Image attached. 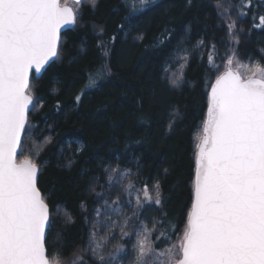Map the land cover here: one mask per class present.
<instances>
[{
	"label": "trees",
	"instance_id": "1",
	"mask_svg": "<svg viewBox=\"0 0 264 264\" xmlns=\"http://www.w3.org/2000/svg\"><path fill=\"white\" fill-rule=\"evenodd\" d=\"M133 2L97 0L95 9L85 4L77 24L61 34L59 58L40 76H30L42 106L30 109L23 154H31L40 168L38 187L52 212L46 248L54 262L73 264L83 254L92 264L82 207L93 204L91 183H102L109 167L130 172L139 189L145 183L155 189L159 183L162 208L145 203L139 221L151 226L152 217L167 213L175 227L171 239L179 238L191 204L207 85L233 50V59L243 67H264V28H254L252 21L257 0L245 18L230 13L236 31L243 29L238 45L230 43L227 18L219 14L217 0H192L190 5L188 0H157L129 14ZM222 2L227 6L229 0ZM201 41L214 44L216 51L202 47ZM185 53L187 66L181 68ZM209 53L220 65L218 72L207 71ZM101 61L109 70L97 76L95 87L84 90ZM165 240L161 236L156 247Z\"/></svg>",
	"mask_w": 264,
	"mask_h": 264
},
{
	"label": "snow or ice",
	"instance_id": "2",
	"mask_svg": "<svg viewBox=\"0 0 264 264\" xmlns=\"http://www.w3.org/2000/svg\"><path fill=\"white\" fill-rule=\"evenodd\" d=\"M191 2L188 0L189 5ZM257 2L253 27L264 28V0ZM139 3L143 7L155 0ZM85 4L95 9L97 0H0V264H58L49 258L46 248L52 212L38 187L40 168L31 154H23V138L29 128L30 106H42L33 95L30 74L33 70L41 74L59 58L61 30L77 24ZM216 8L227 18L230 43L238 45L243 29L236 31L237 21L230 13L235 11L238 19L247 17L253 0H229L227 6L217 0ZM139 10L132 5L129 14ZM200 45L216 51L214 44L201 41ZM101 49L107 57V48L102 45ZM235 55L233 50L225 70L207 85L206 114L195 144L191 204L182 234L177 243L158 249L156 241L161 236L170 240L175 231L167 213L160 219L152 217L151 227L143 222L138 228L133 225L137 239L132 245V264H264V67L257 63L249 74L241 75L232 69ZM188 58L187 53L180 57L184 61L181 68L187 66ZM219 67L209 53L207 71L218 72ZM108 70L101 61L97 75L89 74L86 87H95L97 76L102 78ZM172 83L178 86L179 81ZM80 98L78 95L76 100ZM108 179L113 181L112 176ZM134 187L130 182L129 196ZM153 187L154 194L147 183L142 196L137 193L133 209L137 219L145 203L162 208L159 183ZM122 203L119 194L111 203L105 199L95 210L96 216L103 208L111 219L109 213L120 214ZM130 220L125 219L121 237L132 234L127 231ZM96 230L94 222L88 243L92 264H113L123 245L117 244L115 252L105 257L98 251L101 244L95 239ZM77 261L88 264L83 254H77L73 264Z\"/></svg>",
	"mask_w": 264,
	"mask_h": 264
},
{
	"label": "rangeland",
	"instance_id": "3",
	"mask_svg": "<svg viewBox=\"0 0 264 264\" xmlns=\"http://www.w3.org/2000/svg\"><path fill=\"white\" fill-rule=\"evenodd\" d=\"M133 0H130V2ZM157 1V0H155ZM134 6L138 9H142L143 7L140 5L139 0H135ZM132 3V4H133ZM226 64H224L222 70H225ZM233 71L239 72L241 75L249 74L252 69H247L243 67L240 62L236 59H233L232 65ZM219 73V74H220ZM85 85L84 90H89L91 88L86 87ZM113 169H116V172H112ZM122 169L109 167L105 170V178L103 182H96V180L91 183V187L89 189L90 194L93 196V204L90 207L83 206L82 211L84 212V219L87 226V240H86V251L89 253L90 257L91 253L88 251V243L90 239V233L93 232V223L96 224V232H95V239L97 241L102 240L104 241L101 244V248L98 251L108 257V253L115 252V248L117 244L123 245L124 250L120 253L116 254L115 259L113 260V264H132V259L135 255L132 245L136 242V235H135V225L136 228L139 227L141 221L139 218L133 216V209L136 208V196L137 193H141V189L138 187H134L131 189V196L127 194L126 189L129 186V183L134 185L133 183V176L126 175ZM112 176L113 181L110 182L108 177ZM95 189V192L93 191ZM153 194L155 193V189H149ZM96 193H101L100 196H97ZM117 194L120 195L121 200L123 203L121 204V213H109L111 215V219H108L105 216V209L101 208V215L99 217L96 216L95 210L100 208L101 205L104 204L105 199L111 203L112 201L116 200ZM142 196V193H141ZM128 200H131L132 203H127ZM115 207V205H113ZM150 208L153 209V204L150 205ZM150 211H148V214ZM147 215V214H146ZM126 218H131L129 221V227L127 231L131 232L130 236L121 237L120 230L124 226V222ZM151 227V226H149ZM179 238L175 237L170 240H165L162 245L158 249H166L170 247L172 244L177 243ZM155 241V240H154ZM93 258V257H92ZM61 264V263H58Z\"/></svg>",
	"mask_w": 264,
	"mask_h": 264
},
{
	"label": "water",
	"instance_id": "4",
	"mask_svg": "<svg viewBox=\"0 0 264 264\" xmlns=\"http://www.w3.org/2000/svg\"><path fill=\"white\" fill-rule=\"evenodd\" d=\"M73 26H65V28H63L62 30H61V34L64 32V31H66V30H68V29H71ZM50 63H52V62H50ZM47 67V66H46ZM43 71L44 70H42V73H43ZM41 73V74H42ZM35 77H38V76H40L41 74H35V71L33 70V73H32ZM30 76H31V74H30ZM30 108H31V106H30Z\"/></svg>",
	"mask_w": 264,
	"mask_h": 264
}]
</instances>
